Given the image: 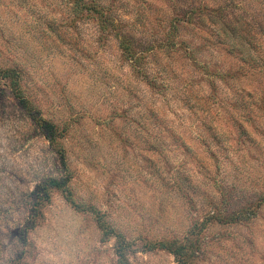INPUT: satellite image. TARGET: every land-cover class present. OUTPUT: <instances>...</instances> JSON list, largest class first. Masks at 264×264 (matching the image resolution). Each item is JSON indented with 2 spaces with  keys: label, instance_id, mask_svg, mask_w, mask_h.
Returning a JSON list of instances; mask_svg holds the SVG:
<instances>
[{
  "label": "rangeland",
  "instance_id": "rangeland-1",
  "mask_svg": "<svg viewBox=\"0 0 264 264\" xmlns=\"http://www.w3.org/2000/svg\"><path fill=\"white\" fill-rule=\"evenodd\" d=\"M0 264H264V0H0Z\"/></svg>",
  "mask_w": 264,
  "mask_h": 264
},
{
  "label": "trees",
  "instance_id": "trees-1",
  "mask_svg": "<svg viewBox=\"0 0 264 264\" xmlns=\"http://www.w3.org/2000/svg\"><path fill=\"white\" fill-rule=\"evenodd\" d=\"M161 246H163V245H161Z\"/></svg>",
  "mask_w": 264,
  "mask_h": 264
}]
</instances>
